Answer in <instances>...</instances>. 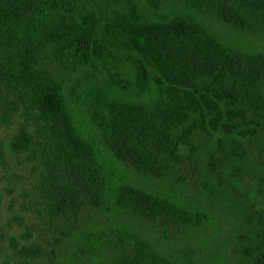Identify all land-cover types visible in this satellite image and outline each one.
<instances>
[{"label":"trees","instance_id":"obj_1","mask_svg":"<svg viewBox=\"0 0 264 264\" xmlns=\"http://www.w3.org/2000/svg\"><path fill=\"white\" fill-rule=\"evenodd\" d=\"M13 124L0 146L37 161L67 258L198 264L129 222L196 232L217 209L231 264H264V0H0V128ZM100 217L115 224L85 223ZM26 237L0 245L1 264L63 263L64 243L49 255Z\"/></svg>","mask_w":264,"mask_h":264},{"label":"rangeland","instance_id":"obj_2","mask_svg":"<svg viewBox=\"0 0 264 264\" xmlns=\"http://www.w3.org/2000/svg\"><path fill=\"white\" fill-rule=\"evenodd\" d=\"M15 128L16 124L0 128V139L7 142ZM36 163L35 159H28L25 153L15 154L0 146V245L6 251H11L8 237L27 234L26 240L20 239L21 243L34 241L45 250L44 254L51 255L50 247L55 246L57 242L64 243L58 253L62 264L86 263V259L76 261L74 257L67 258L70 244L65 242L70 241L66 235L69 226L63 220L52 218L44 212L41 204L43 192L39 186L40 172ZM184 193L194 200L204 201L202 193L197 189ZM212 214V223H207L196 232L182 231L175 227L163 230L159 224L144 220H131L129 224L168 254L179 258L187 257L198 264H206L214 258L219 260L220 264H231V245L224 234V229L227 228L226 218L217 209H212ZM85 223L98 226L114 225L115 220L105 217L93 220L87 218ZM107 254L108 252L102 251L91 259L98 263L107 260ZM35 258V264L46 262V259L41 257Z\"/></svg>","mask_w":264,"mask_h":264}]
</instances>
